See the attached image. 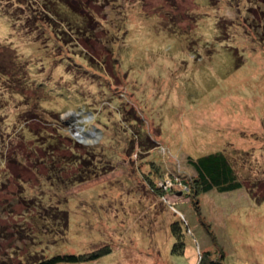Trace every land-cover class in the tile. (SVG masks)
Instances as JSON below:
<instances>
[{
	"label": "rangeland",
	"instance_id": "374dc122",
	"mask_svg": "<svg viewBox=\"0 0 264 264\" xmlns=\"http://www.w3.org/2000/svg\"><path fill=\"white\" fill-rule=\"evenodd\" d=\"M68 2L0 0V253L183 264L177 221L193 264H264V0ZM215 150L242 185L195 193L187 157ZM31 197L67 223L20 236Z\"/></svg>",
	"mask_w": 264,
	"mask_h": 264
},
{
	"label": "trees",
	"instance_id": "16d2710c",
	"mask_svg": "<svg viewBox=\"0 0 264 264\" xmlns=\"http://www.w3.org/2000/svg\"><path fill=\"white\" fill-rule=\"evenodd\" d=\"M57 1L64 3V4L69 3L68 0H57ZM68 6H69V8L72 9V7H70V5H68ZM261 15H264V12L260 13V15H259L260 18H264V17H261ZM164 19H166V18H164ZM164 19H162L161 21H163ZM46 20L47 19H44V21H46ZM260 20L262 21V19H260ZM50 21H51V19H50ZM167 23H169L170 24L169 27H171V31H169L168 33L181 32V29L179 31L175 29L176 26L173 24V22L167 21ZM232 25L238 26L236 23H233ZM182 31H184V30H182ZM243 32L245 34L248 33L246 31H244V26H243ZM218 39L220 40V39H222V37H219ZM33 40H35L36 41L35 43L38 45L37 40L32 39V41ZM8 43H10L9 44L10 48L17 51L18 54H20L18 52V50L21 53L25 52V51H23V49H25L23 46H25V45L20 46L19 48H17L18 46L16 45V48H15V46L12 45L10 40ZM55 44H58V43L52 42L51 46L56 47L57 45H55ZM29 45H31V44H28L26 46H29ZM234 50L236 51V49H234ZM27 57H28V55H27ZM67 57L75 58V55L67 54ZM63 58L66 59L65 57H63ZM37 60L40 64L41 58H38ZM87 60L90 61L91 59L89 58ZM66 61L69 63V61L67 59H66ZM61 64H62V62H61ZM60 66H58L57 69H55V68L52 69L54 74L51 77L54 78V80L56 78L54 75L57 74V72L60 69ZM90 66H92V65L90 64ZM0 67H2V66L0 65ZM2 68H3V70L8 71L6 67L4 68V66H3ZM3 70L0 68V77L1 76H7ZM51 74L52 73H50V74L47 73L46 79L49 78ZM44 75H42V76H44ZM65 75L68 77V79L70 81L69 75H72V72H69V73L67 72V74L65 73ZM66 76L64 78L66 80H68ZM7 78H8V76L6 77V79ZM5 82H7V81H5ZM75 84L73 86L74 88L69 86V87H71V89L73 91L75 90ZM36 89H37V86H36ZM37 92H39V91H37ZM70 94H73V93L70 92ZM119 102H121V101H118V103ZM40 106H41V104H40ZM42 108H44V107H42ZM44 109L48 110L46 108H44ZM53 109L51 108L49 111H52ZM187 161L195 170L194 181L197 185V190L195 188V191H194L195 193L197 191L198 192H206L210 189H216L218 191H227V190H232V189L238 188L242 185V182L238 178V174H237L234 166L231 164L227 155L221 150H215L212 152H208L206 154H202V155H199L197 157H193L191 155H188ZM84 179L85 178H83L81 180H84ZM20 195H22V194H20ZM31 199H33L34 201L33 200L30 201V199H28V200L33 205V209H34L32 211L33 213H26L30 210L29 207L24 209V211L22 212L23 214L25 213L28 218H30L29 224H28V222L23 220L25 223L28 224V226H26V227L22 226V228H21L19 225L14 224V225H12V227H14L15 230L19 232L20 236H21V233L24 231L23 238L29 237V238L34 239L36 237L40 238L41 236H43V233H45V231L47 229L45 218L48 215L50 217H52V213H54V218L56 219L55 216H57V214H60V213H58L55 209H52L51 207L50 208L45 207V210L43 211V203L40 200L34 199V197L33 198L31 197ZM22 200H24L25 202L28 203L27 200H25V199H22ZM40 210H42L44 213H40L39 212ZM59 210H61V209H59ZM35 216H38V217H35ZM57 218H58L57 220L62 219L64 224H66L67 220H68V215L66 212H64L61 214V216L60 215L57 216ZM31 219H32V222H31ZM171 227H172V230H173L175 236L180 239V240L176 239V241L173 243L172 249L174 250L175 253H179V254L181 253L182 254V252H183V239L181 238V234L178 233V229H179L178 222L177 221L171 222ZM175 227L177 228V231H176ZM6 232H7V234L12 235L14 232V229L12 228V230L6 231ZM34 235H36V237ZM24 242L26 243L27 241L25 240ZM14 243L11 245L12 248L15 247ZM15 250L16 249H14L13 252H15ZM110 250H111L110 246L108 244H104L103 246H100V247L95 248V249L88 251V252H79V253L55 252L51 255H46V254H44L43 250L39 251L37 248L29 250V248H26L24 250V252L18 254L19 256H18V259L16 261H13V259L11 258L12 257L11 251H5L3 253H0V264H55V263H58L61 261L75 262V261H84V260H94V259L98 258L99 256H101L102 254L109 252ZM199 264H223V259L221 256H219V257L210 256L206 250L201 254Z\"/></svg>",
	"mask_w": 264,
	"mask_h": 264
},
{
	"label": "crops",
	"instance_id": "0c3cea01",
	"mask_svg": "<svg viewBox=\"0 0 264 264\" xmlns=\"http://www.w3.org/2000/svg\"><path fill=\"white\" fill-rule=\"evenodd\" d=\"M191 248V249H190ZM190 250V251H189ZM192 251V247L191 246H186V249L182 252V254H183V256H184V259L187 261V262H185L184 260V262H183V264H193L195 261H196V257H195V255L193 254L192 256H189V258H188V256H187V254L188 253H192L191 252ZM183 259V258H182Z\"/></svg>",
	"mask_w": 264,
	"mask_h": 264
}]
</instances>
